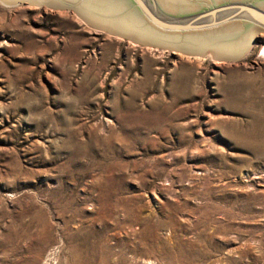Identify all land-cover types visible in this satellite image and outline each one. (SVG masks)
<instances>
[{
	"label": "rangeland",
	"instance_id": "374dc122",
	"mask_svg": "<svg viewBox=\"0 0 264 264\" xmlns=\"http://www.w3.org/2000/svg\"><path fill=\"white\" fill-rule=\"evenodd\" d=\"M85 17L0 0V264H264V33L231 59Z\"/></svg>",
	"mask_w": 264,
	"mask_h": 264
},
{
	"label": "water",
	"instance_id": "95a60500",
	"mask_svg": "<svg viewBox=\"0 0 264 264\" xmlns=\"http://www.w3.org/2000/svg\"><path fill=\"white\" fill-rule=\"evenodd\" d=\"M125 1L138 15L137 20L147 24L149 33L142 29V26L131 27L126 29L127 31L105 24L109 22L101 23L102 26L113 33L131 36L144 43L171 47L189 54L213 51L219 57L237 58L243 53L242 50L238 56L226 54L222 56L220 54L222 52L218 53L215 48L209 49V44L198 42H205L201 38L208 35L204 34L224 28L240 29L242 34L245 32L251 38V44L256 40L257 35L264 33V0H190L189 8L186 9H180L183 8L182 6H165L164 0ZM119 4L125 7L122 2ZM126 11L120 12L123 18ZM144 33L149 37L152 36L154 40L146 39ZM154 33L157 35L154 36ZM192 38L198 40H191Z\"/></svg>",
	"mask_w": 264,
	"mask_h": 264
},
{
	"label": "bare ground",
	"instance_id": "6f19581e",
	"mask_svg": "<svg viewBox=\"0 0 264 264\" xmlns=\"http://www.w3.org/2000/svg\"><path fill=\"white\" fill-rule=\"evenodd\" d=\"M1 1L7 4L9 3L12 4L17 2L19 3V1L21 0H1ZM27 1L29 2L37 1L38 3H45L54 7H62V6L73 7L76 8L80 13H82V15L86 16L87 18L89 17V19H92L93 22L95 21L100 25L101 23L109 22L105 24H110V26H113V28L116 29L122 28L123 30H126L128 28L130 29L131 27L136 28L138 26L140 27L142 26V29H144L147 33H149L147 31L149 30L147 24L145 23L142 24V21L137 20L136 16L138 15L130 8V4L125 0H27ZM164 1H165L164 2L165 6H169V7H171V5L178 7L182 6L183 8L180 9L189 8V3H190V0H164ZM120 2L123 3V5L125 6L124 8L120 6L119 4ZM123 10H127L126 13L124 14L125 15L124 18L120 15V12ZM209 33L204 34L208 36H204L202 38L200 37L205 42L199 41L198 43L209 44L210 45L209 49L215 48L218 53L220 52L223 53V54L220 53L222 56H225L224 54L229 56H238L242 51L244 52L245 49H247L250 45H252L251 38L247 34H245V32L242 34L241 30L235 29V27L224 28L217 30L216 32H209ZM156 35L157 34L154 33V36ZM143 36L146 39L149 38L154 40L153 38H151L152 36L149 37L145 33ZM164 37L165 36H163V38ZM200 38L199 40H201ZM191 40H198V38L197 39L192 38ZM212 54H214L213 51Z\"/></svg>",
	"mask_w": 264,
	"mask_h": 264
}]
</instances>
